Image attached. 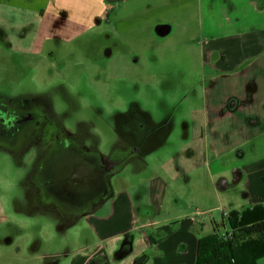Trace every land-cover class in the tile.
<instances>
[{"label": "crops", "instance_id": "obj_1", "mask_svg": "<svg viewBox=\"0 0 264 264\" xmlns=\"http://www.w3.org/2000/svg\"><path fill=\"white\" fill-rule=\"evenodd\" d=\"M158 1L0 0L3 49L42 57L75 40L89 39L95 30L98 35L112 30L113 39L98 46L109 57L108 65L112 60L127 77L137 72L145 77L149 60L161 56L170 29H188V38L176 45L187 47L181 53L198 65L197 81L191 83L198 108H191L187 151L167 157L161 169L174 178L186 174L195 190L198 184L202 187V175L208 185L204 189L220 198L227 190L241 191L245 206L236 211L264 207V0H174L191 3L173 6L171 13ZM179 11H189L191 22L178 21L174 13ZM118 46L125 52L116 51ZM140 87L150 85L144 80ZM165 188L159 187V194L153 191L162 195L156 204L138 202L140 214L130 197L108 199L97 207L85 217L94 240L65 253L73 255L68 264H194L198 239L218 234L200 236L205 228L196 216L219 212L225 232L222 213L227 211L219 204L208 205V192L200 196L203 211L182 210L164 200ZM110 193L111 198L113 189ZM107 204V213L97 216ZM14 259L6 248L0 249V264Z\"/></svg>", "mask_w": 264, "mask_h": 264}, {"label": "rangeland", "instance_id": "obj_2", "mask_svg": "<svg viewBox=\"0 0 264 264\" xmlns=\"http://www.w3.org/2000/svg\"><path fill=\"white\" fill-rule=\"evenodd\" d=\"M173 1L160 0L157 3L162 2L171 8L169 13L173 12V6L185 7L191 3ZM166 13L163 10V15ZM174 17L178 21L191 22L189 11H179V14L174 13ZM104 32L98 35L95 30L90 33L89 39L75 40L52 53L45 52L42 57L21 55L3 49L4 39L0 32V97L13 103L50 101L52 115L60 124L75 130L79 123L84 122L89 131L94 126L102 128V124L96 121L98 117L92 107H103L100 112L105 114L112 110L110 107L122 108L127 101L137 103L145 113L152 114L155 120L165 125L167 132L159 142H152V147L150 144L151 153L131 155L123 167L111 176L113 194L109 199L130 197L137 203L135 210L140 214L142 208L138 207V202L153 200V204H156L162 197L158 195L157 189L164 185V200H171L172 204L188 212L204 210L205 202L200 196L206 192L210 196L206 202L211 207L219 204L227 212L244 208L245 200L241 191L227 190L222 192L220 198L211 190L204 189L208 185L203 184L202 175L199 176L202 187L198 184L195 190L186 174L174 178L161 169L167 157L176 153L183 156L187 151L191 143V108H198V97L191 93V83L197 81L198 65L191 63V56L181 53L187 47L176 45L188 38V29H170L161 56H158V61L155 58L149 60L145 77L138 72L127 77L116 68L117 62L112 65V60L110 65L115 70L110 69L109 57L98 46L107 42L108 38L113 39V33L112 30ZM128 37V41L135 43V39L130 35ZM115 50L125 52L119 46ZM144 80L150 85L148 89L140 87V81ZM103 134L105 145L110 136L105 131ZM112 141L116 145L119 143L117 137ZM0 145V249L6 248L16 257L8 264L70 263L73 255L64 254L76 252L91 244L93 239L87 218H63L58 212H63L67 205L57 204L55 209L44 198L36 197L33 193L35 168L30 153L23 148L11 146L9 141L1 142ZM194 201L199 205H194ZM107 207L108 204L95 214H106ZM196 219H200L205 228L199 231L200 236L224 232V222L219 212H203ZM257 264H264V258Z\"/></svg>", "mask_w": 264, "mask_h": 264}, {"label": "flooded vegetation", "instance_id": "obj_3", "mask_svg": "<svg viewBox=\"0 0 264 264\" xmlns=\"http://www.w3.org/2000/svg\"><path fill=\"white\" fill-rule=\"evenodd\" d=\"M50 108V101L13 103L0 97V144L9 141L30 153L34 195L55 209L57 204L67 205L58 212L63 218L93 213L110 197L111 176L131 155L151 153L150 144L167 132L165 125L134 102L110 107L105 114L100 112L103 107H92L102 128L94 126L91 131L84 122L75 130L67 129ZM104 131L110 136L105 145ZM115 137L117 145L112 143Z\"/></svg>", "mask_w": 264, "mask_h": 264}, {"label": "trees", "instance_id": "obj_4", "mask_svg": "<svg viewBox=\"0 0 264 264\" xmlns=\"http://www.w3.org/2000/svg\"><path fill=\"white\" fill-rule=\"evenodd\" d=\"M227 214L223 234L198 239L194 264H257L264 258V207Z\"/></svg>", "mask_w": 264, "mask_h": 264}, {"label": "built area", "instance_id": "obj_5", "mask_svg": "<svg viewBox=\"0 0 264 264\" xmlns=\"http://www.w3.org/2000/svg\"><path fill=\"white\" fill-rule=\"evenodd\" d=\"M227 215H228L227 212H223V213H222V216H223L224 218H226Z\"/></svg>", "mask_w": 264, "mask_h": 264}]
</instances>
